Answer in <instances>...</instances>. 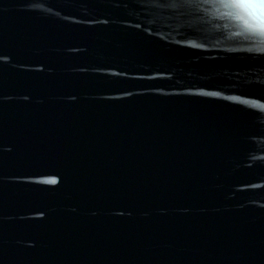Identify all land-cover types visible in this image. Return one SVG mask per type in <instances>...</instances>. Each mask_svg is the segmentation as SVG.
Masks as SVG:
<instances>
[{
	"label": "water",
	"instance_id": "1",
	"mask_svg": "<svg viewBox=\"0 0 264 264\" xmlns=\"http://www.w3.org/2000/svg\"><path fill=\"white\" fill-rule=\"evenodd\" d=\"M19 0H0V40Z\"/></svg>",
	"mask_w": 264,
	"mask_h": 264
},
{
	"label": "snow or ice",
	"instance_id": "2",
	"mask_svg": "<svg viewBox=\"0 0 264 264\" xmlns=\"http://www.w3.org/2000/svg\"><path fill=\"white\" fill-rule=\"evenodd\" d=\"M238 7L264 9V0H234Z\"/></svg>",
	"mask_w": 264,
	"mask_h": 264
}]
</instances>
